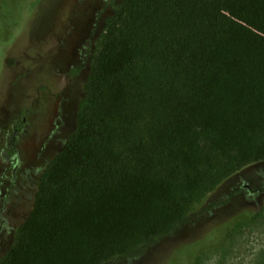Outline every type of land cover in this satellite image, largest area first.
<instances>
[{"label":"trees","instance_id":"1","mask_svg":"<svg viewBox=\"0 0 264 264\" xmlns=\"http://www.w3.org/2000/svg\"><path fill=\"white\" fill-rule=\"evenodd\" d=\"M260 160L264 0H119L77 127L41 171L0 264L141 258L196 201ZM232 220L175 246L165 264H191Z\"/></svg>","mask_w":264,"mask_h":264},{"label":"rangeland","instance_id":"2","mask_svg":"<svg viewBox=\"0 0 264 264\" xmlns=\"http://www.w3.org/2000/svg\"><path fill=\"white\" fill-rule=\"evenodd\" d=\"M118 1L0 0V132L25 117L16 146L35 179L77 127L84 83ZM76 66L79 74L72 77L69 69ZM32 199L18 221L0 218V261ZM232 216L220 242L197 252L191 264H264V160L239 168L196 201L187 223L141 258L107 264H165L175 246Z\"/></svg>","mask_w":264,"mask_h":264},{"label":"flooded vegetation","instance_id":"3","mask_svg":"<svg viewBox=\"0 0 264 264\" xmlns=\"http://www.w3.org/2000/svg\"><path fill=\"white\" fill-rule=\"evenodd\" d=\"M20 121L24 122L25 117L17 116L9 127L0 132V142H4V147L0 148V218L6 216L10 224L18 221L28 207L38 182L33 177L31 166L24 162L16 146L20 140ZM243 186L252 192L248 184Z\"/></svg>","mask_w":264,"mask_h":264}]
</instances>
